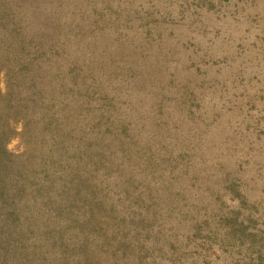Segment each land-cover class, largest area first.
Instances as JSON below:
<instances>
[{"label": "rangeland", "instance_id": "374dc122", "mask_svg": "<svg viewBox=\"0 0 264 264\" xmlns=\"http://www.w3.org/2000/svg\"><path fill=\"white\" fill-rule=\"evenodd\" d=\"M11 1L18 19L60 13L76 45L94 38L84 41L91 96L155 154L156 182L141 183L152 188L145 206L167 213L177 201L166 226L182 227V211L200 229L181 242L182 264H264V0ZM115 1L133 9L122 15ZM86 15L92 32L80 27ZM7 147L18 153L22 143L13 137Z\"/></svg>", "mask_w": 264, "mask_h": 264}, {"label": "trees", "instance_id": "16d2710c", "mask_svg": "<svg viewBox=\"0 0 264 264\" xmlns=\"http://www.w3.org/2000/svg\"><path fill=\"white\" fill-rule=\"evenodd\" d=\"M114 4L122 15L133 9ZM15 12L0 0V264H182L181 242L200 229L182 211V227L166 226L177 201L167 213L145 206L152 188L141 183L156 182L155 154L133 143L115 107L91 96L96 75L84 41L94 38L77 47L60 13L44 22ZM80 20L93 31L88 15ZM13 137L18 153L7 147Z\"/></svg>", "mask_w": 264, "mask_h": 264}]
</instances>
